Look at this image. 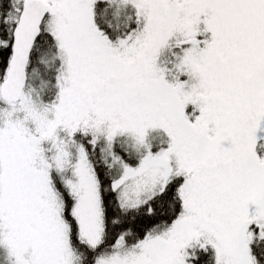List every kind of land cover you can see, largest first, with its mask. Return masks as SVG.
I'll list each match as a JSON object with an SVG mask.
<instances>
[{
    "label": "snow or ice",
    "instance_id": "1",
    "mask_svg": "<svg viewBox=\"0 0 264 264\" xmlns=\"http://www.w3.org/2000/svg\"><path fill=\"white\" fill-rule=\"evenodd\" d=\"M0 264H264V0H0Z\"/></svg>",
    "mask_w": 264,
    "mask_h": 264
}]
</instances>
